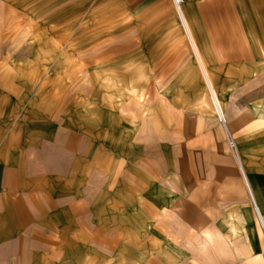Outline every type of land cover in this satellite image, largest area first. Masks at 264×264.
I'll return each mask as SVG.
<instances>
[{"label":"rangeland","instance_id":"obj_1","mask_svg":"<svg viewBox=\"0 0 264 264\" xmlns=\"http://www.w3.org/2000/svg\"><path fill=\"white\" fill-rule=\"evenodd\" d=\"M217 2L182 1L192 32L200 7L208 11ZM254 12L261 25L264 11L256 5ZM221 107L226 122L213 108L172 0H0L1 135L18 148L52 137L58 127L86 132L96 169L111 170L108 185L120 158L152 155L160 176L149 197L159 208L154 225L144 215L143 233L158 234L157 247L172 258L205 248L198 225L183 222L186 205L197 203L190 191L199 175L212 183L214 169L238 164ZM99 200L109 225L134 227L127 194L104 192Z\"/></svg>","mask_w":264,"mask_h":264},{"label":"crops","instance_id":"obj_2","mask_svg":"<svg viewBox=\"0 0 264 264\" xmlns=\"http://www.w3.org/2000/svg\"><path fill=\"white\" fill-rule=\"evenodd\" d=\"M217 1L214 9L200 7L193 32L183 16L224 122L221 104L228 115L238 159L214 169L212 183L200 174L197 190L190 191L197 203L186 205L183 222L198 225L204 250L172 258L157 247L158 234L144 238V215L154 225L159 208L149 197L160 176L152 155L120 158L108 185L111 170L96 169L88 133L58 127L52 137L34 145L24 140L18 148L0 133V264H264V239L241 175L264 217V35H258L264 13L261 25L254 19L264 0H231L237 4L230 8V0ZM258 77L262 83L255 84ZM97 172L102 180H95ZM104 192L133 200L132 224L118 220L132 229L109 225L99 200Z\"/></svg>","mask_w":264,"mask_h":264},{"label":"bare ground","instance_id":"obj_3","mask_svg":"<svg viewBox=\"0 0 264 264\" xmlns=\"http://www.w3.org/2000/svg\"><path fill=\"white\" fill-rule=\"evenodd\" d=\"M175 9H176V13H177V15H178V18H179V20H180V22H181V24H182V26H183V28H184V31H185V34H186V36H187V38H188V41H189V43H190V46H191V48H192V51H193V53H194V55H195V57L197 58V64H198V62H199V66H200V68H201V71H202V74H203V77H204V82L206 83V85L208 86V88L210 89V86H209V82L207 81V78H206V75H205V71H204V65L202 66L201 64V60H199L200 58H198V55H197V52H196V49H195V47H194V44H193V39H192V37H191V34H190V32L188 31V28H187V26H186V22H185V19H184V17H183V14H182V12H181V7H180V5L179 6H175ZM201 61V62H200ZM207 74V73H206ZM210 81V80H209ZM210 93H211V98H212V101H213V105H214V107H215V111H216V114H217V116H218V118H219V120H221V122H223L224 121V119H223V116H222V114H221V111H219V108L217 107V104H216V102H215V99H214V94L212 93V91H211V89H210ZM217 101V100H216Z\"/></svg>","mask_w":264,"mask_h":264},{"label":"built area","instance_id":"obj_4","mask_svg":"<svg viewBox=\"0 0 264 264\" xmlns=\"http://www.w3.org/2000/svg\"><path fill=\"white\" fill-rule=\"evenodd\" d=\"M172 1H173V3H174L175 6H179V5H181V3H182L183 0H172ZM220 121H221V120H220ZM223 122H224V121H223ZM227 145H228V148H229L231 151H233V152L236 151L235 143H234L232 137H230V136H228ZM241 175H242V178H243V180H244V182H245V184H246V187H247V190H248V194H249V197H250V201H251V203H252V205H253V208H254V211H255V213H256L258 226H259V229H260V231H261L262 237H263V239H264V217H262V216L260 215V213H259V211H258V209H257V207H256V205H255V202H254V200H253V197H252V195H251V193H250V190H249V188H248V186H247V183H246V179H245L244 174L241 173Z\"/></svg>","mask_w":264,"mask_h":264}]
</instances>
